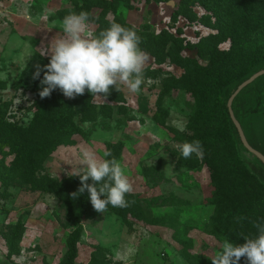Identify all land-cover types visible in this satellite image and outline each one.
Instances as JSON below:
<instances>
[{
	"label": "rangeland",
	"instance_id": "1",
	"mask_svg": "<svg viewBox=\"0 0 264 264\" xmlns=\"http://www.w3.org/2000/svg\"><path fill=\"white\" fill-rule=\"evenodd\" d=\"M181 1H142L135 3L134 9L121 8V13L137 29L147 27L156 34L166 29L175 35L181 31V37L191 44L217 34L216 29L191 23L184 17L173 21ZM70 7V0H0V121L24 130L30 127L42 91L34 74L38 67L42 69L49 63L51 43L63 35V20L58 13ZM193 10L199 18L208 15L200 5ZM94 14L97 16L99 11ZM108 19L112 21L113 15ZM97 29V25L87 22L84 34H94ZM230 48V41L219 47L220 51ZM187 53L190 57L197 55ZM145 56L143 71L149 72L143 77L140 91L131 92L127 85L119 83L110 88L106 97L89 92L90 108H75L72 117L78 129L75 143L56 150L37 173L38 177L57 181L80 177L87 168L80 163L84 151L104 159L109 145H122L118 163L132 185L130 193L141 198L143 204L129 217L130 226L110 212L93 209L82 221L84 231L76 264H189L182 255L180 240L194 245L191 253L212 260L222 249V242L207 228L214 213L211 202L215 188L204 157L193 154L183 158L182 143L175 141L168 130L188 133L195 112L192 95L182 85L160 99L163 80L183 78L185 72L173 64H157L152 55ZM263 83L264 77L244 89L234 100L232 110L240 125L244 124L249 144L264 155V114L256 119L248 113ZM234 93L232 90L226 94L227 106ZM143 104L147 112L142 110ZM240 105L246 111L245 117L238 115ZM155 116L166 126L154 120ZM251 120L255 121L249 129ZM230 136L243 163H257L241 146L232 126ZM6 151L10 154L5 164L10 165L14 155L10 147ZM77 224L56 195L32 190L26 182H16L8 189L0 182V264H60L67 239ZM17 234L20 237L12 247L11 239ZM239 264H247L245 258Z\"/></svg>",
	"mask_w": 264,
	"mask_h": 264
},
{
	"label": "trees",
	"instance_id": "2",
	"mask_svg": "<svg viewBox=\"0 0 264 264\" xmlns=\"http://www.w3.org/2000/svg\"><path fill=\"white\" fill-rule=\"evenodd\" d=\"M70 1L71 7L60 11L59 19L63 20L71 13L86 11L89 14L87 22L98 26L94 35L112 23H119L136 31L140 37L139 47L144 53L155 57L157 64L169 63L184 70L183 78L170 77L163 80L160 99L182 88V85L187 86V91L192 95L195 112L189 122L188 133H179L171 128L168 130L179 143L199 140L203 146L205 166L215 188L211 202L214 213L207 228L220 242L227 239L244 243L245 238L258 235L257 226H264V165L254 155L257 163L247 162L246 165L237 156L234 140L230 136L231 126L241 146L243 144L231 120L225 96L264 70V0H182L173 13V21L184 17L191 23H201L218 31L216 35L203 38L198 44L186 42L181 37V31L175 35L166 29L159 34L151 33L147 27L137 29L121 13V8L134 9V4L142 1L149 4L171 3L172 0ZM195 5L203 7L208 15L199 18L193 10ZM95 10L99 11L97 16ZM110 14L113 15L112 21L108 19ZM227 41L231 42L230 50L220 51V45ZM187 52H195L197 55L190 57ZM199 60H207L209 63L203 65ZM148 72V69L144 70L143 77ZM89 98L87 89L84 94L74 98H67L56 89L48 97L40 96L36 103L35 117L27 130L0 121L2 186L8 189L16 182H26L32 190L52 193L61 199L63 207L78 221L67 239V250L60 264H76L79 257L78 244L84 231L82 221L94 208L87 190L73 197V193H77L81 187L80 177L57 181L47 176L38 177L37 173L56 150L75 143L78 129L72 117L75 116V108L84 105L90 108ZM242 106H239L238 115L245 117L246 111ZM142 110L147 112L145 104ZM248 113L255 115L256 119L264 114V83L257 99L249 106ZM154 120L166 126L165 122L159 121V117L155 116ZM255 120L250 121L249 129ZM7 147L11 148V154L14 155L10 165L5 164L10 154L6 151ZM109 151L112 157L108 158L114 157L118 162L122 145L111 144L107 149ZM87 183L91 185L93 181L89 179ZM125 198L128 201L127 207L109 205L105 211L120 217L123 223L130 226L129 217L141 209L143 200L132 193L126 194ZM19 237L17 234L11 239L12 247L16 246ZM178 242L189 264H212V259L190 252L194 248L192 243L185 240Z\"/></svg>",
	"mask_w": 264,
	"mask_h": 264
},
{
	"label": "clouds",
	"instance_id": "3",
	"mask_svg": "<svg viewBox=\"0 0 264 264\" xmlns=\"http://www.w3.org/2000/svg\"><path fill=\"white\" fill-rule=\"evenodd\" d=\"M89 14L81 11L71 13L62 21L63 35L54 39L50 46V60L42 69L37 68L34 78L40 80L41 97H48L59 89L67 98L82 95L87 89L93 96L103 94L119 83L127 85L131 92H139L143 83L145 53L139 47L140 37L133 29L119 23H112L98 35L85 29ZM41 72L43 77L41 79ZM183 158L204 155L199 140L180 145ZM104 159L84 151L81 162L87 168L80 175L81 187L73 197L87 190L93 208L103 213L109 205L124 208L128 206L126 194L133 191L122 167L112 157L104 153ZM91 179L93 183H87ZM258 227V235L245 238L244 243L235 244L227 239L222 249L212 260V264H239L245 258L247 264H264V226Z\"/></svg>",
	"mask_w": 264,
	"mask_h": 264
},
{
	"label": "water",
	"instance_id": "4",
	"mask_svg": "<svg viewBox=\"0 0 264 264\" xmlns=\"http://www.w3.org/2000/svg\"><path fill=\"white\" fill-rule=\"evenodd\" d=\"M264 76V70L260 71L259 73L253 75L250 79L246 80L242 85H240L238 87V89L235 91V93L233 94V96L231 97L229 103H228V110H229V114L231 117V120L233 121L237 132L240 136L241 142L243 144V146L245 147V149L251 154L254 155L263 165H264V155L257 151L256 149H254L248 142L245 132L242 128V126L240 125V123L235 119V116L233 114V110H232V105L234 100L237 98V96L244 90L246 89L249 85H251L252 83H254L256 80H258L260 77Z\"/></svg>",
	"mask_w": 264,
	"mask_h": 264
},
{
	"label": "crops",
	"instance_id": "5",
	"mask_svg": "<svg viewBox=\"0 0 264 264\" xmlns=\"http://www.w3.org/2000/svg\"><path fill=\"white\" fill-rule=\"evenodd\" d=\"M203 170V169H202ZM194 171V170H193ZM190 172V171H189ZM209 172V171H208ZM194 173V172H193Z\"/></svg>",
	"mask_w": 264,
	"mask_h": 264
}]
</instances>
